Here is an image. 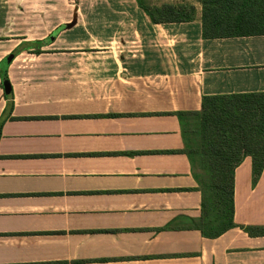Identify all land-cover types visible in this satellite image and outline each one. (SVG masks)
Masks as SVG:
<instances>
[{"label":"crops","instance_id":"1","mask_svg":"<svg viewBox=\"0 0 264 264\" xmlns=\"http://www.w3.org/2000/svg\"><path fill=\"white\" fill-rule=\"evenodd\" d=\"M140 1L193 20L153 24L137 0H0V62L19 51L0 79V264H264V236L195 229L196 121L176 114L264 92V35L204 40L199 0ZM233 200L235 224L264 226L249 156Z\"/></svg>","mask_w":264,"mask_h":264},{"label":"trees","instance_id":"2","mask_svg":"<svg viewBox=\"0 0 264 264\" xmlns=\"http://www.w3.org/2000/svg\"><path fill=\"white\" fill-rule=\"evenodd\" d=\"M199 2L202 39L264 35V0ZM137 3L153 24L193 20L191 6L149 7L140 0ZM5 96L10 99L11 92L10 97ZM176 114L193 115L196 121L191 130L184 132L186 144L182 150L189 157L196 190L201 194V214L195 229L208 239L218 238L234 227L250 237L264 236V226L234 223L233 200L234 170L244 157H251L252 184L264 167V92L203 96L198 112ZM191 135L198 139L195 145Z\"/></svg>","mask_w":264,"mask_h":264},{"label":"water","instance_id":"3","mask_svg":"<svg viewBox=\"0 0 264 264\" xmlns=\"http://www.w3.org/2000/svg\"><path fill=\"white\" fill-rule=\"evenodd\" d=\"M12 59H13V55L10 54V55L6 56L0 62V79H1L3 86L8 85L7 68H8V65L10 64Z\"/></svg>","mask_w":264,"mask_h":264},{"label":"rangeland","instance_id":"4","mask_svg":"<svg viewBox=\"0 0 264 264\" xmlns=\"http://www.w3.org/2000/svg\"><path fill=\"white\" fill-rule=\"evenodd\" d=\"M191 139H192V142L194 143V145H195V143H197V137L196 136H194V135H191ZM195 139V140H194Z\"/></svg>","mask_w":264,"mask_h":264},{"label":"built area","instance_id":"5","mask_svg":"<svg viewBox=\"0 0 264 264\" xmlns=\"http://www.w3.org/2000/svg\"><path fill=\"white\" fill-rule=\"evenodd\" d=\"M70 3L75 4L76 0H68Z\"/></svg>","mask_w":264,"mask_h":264}]
</instances>
